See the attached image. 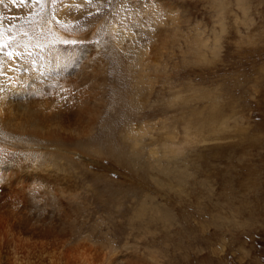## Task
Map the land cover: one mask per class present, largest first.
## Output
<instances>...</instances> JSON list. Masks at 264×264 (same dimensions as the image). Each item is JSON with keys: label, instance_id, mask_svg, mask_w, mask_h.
<instances>
[{"label": "rangeland", "instance_id": "rangeland-1", "mask_svg": "<svg viewBox=\"0 0 264 264\" xmlns=\"http://www.w3.org/2000/svg\"><path fill=\"white\" fill-rule=\"evenodd\" d=\"M0 19L13 230L93 264H264V0H2Z\"/></svg>", "mask_w": 264, "mask_h": 264}, {"label": "bare ground", "instance_id": "bare-ground-1", "mask_svg": "<svg viewBox=\"0 0 264 264\" xmlns=\"http://www.w3.org/2000/svg\"><path fill=\"white\" fill-rule=\"evenodd\" d=\"M9 74H11V73H9ZM0 85H1V82H0ZM0 92H2V90ZM5 92H6V90H5ZM0 96H1V94H0ZM2 104H3V102H2ZM0 164H1V162H0ZM9 174H11V173H8L6 175L0 174V178H1L0 184H2V182L7 183V181L5 182V180H9L8 179ZM12 187H11V189H12ZM7 188H10V187L5 186V188H2L1 193L3 192V190H7ZM4 197H5L4 195L0 194V210L7 211L8 209H10V205L4 201ZM10 199H12V198H10ZM5 211L4 212L0 211V240H1L3 245L9 244V246L7 247L8 248L7 252L9 253L8 257L12 259L11 260L12 264L22 262V261L24 263H26V261L29 259V257H24V256L22 257L19 254L20 250H22V248L24 246H26L28 251L31 252L30 258H33L35 260L32 264H36V262H39L40 260H43V261L48 260L47 261L48 264H60V262H62V264H67L66 261H72L73 262V260H76L77 264H93V262H95L99 259L98 255H96L95 253H92L93 248L88 243L82 244L80 242L79 243L76 242L73 244H65L64 242L58 241V240L51 242L48 238H50V236L53 234L48 233V231L45 232V234L42 233V230L44 229V227H42V225L41 226L36 225V224H34L35 226L33 225V227L36 230V232H33L34 234L31 233L32 231L31 232L29 231L27 233H21L22 231L21 232L19 231V228L17 225H16V227L18 229L13 230V226H15V223L12 222L13 215L11 216V214H9L8 212H5ZM19 214H21V212H19ZM19 220H21V219H19ZM14 222H16V221H14ZM31 228H32V226H31ZM24 232H26V231H24ZM47 233H48V235H47ZM0 245H1V243H0ZM69 246H70V248H74V251H70L68 249ZM1 247H3V246H1ZM0 250H1V248H0ZM33 253H34V255H32ZM68 255L71 256V258L69 257V260L66 259V257ZM101 261H104L103 257L100 258L99 262H101Z\"/></svg>", "mask_w": 264, "mask_h": 264}, {"label": "snow or ice", "instance_id": "snow-or-ice-1", "mask_svg": "<svg viewBox=\"0 0 264 264\" xmlns=\"http://www.w3.org/2000/svg\"><path fill=\"white\" fill-rule=\"evenodd\" d=\"M0 2H2V0H0ZM13 2L14 3H16V2H25V0H13ZM2 27H3V21H2V19H0V28H2ZM9 27H11V25H9ZM8 55L11 56L12 54L9 53Z\"/></svg>", "mask_w": 264, "mask_h": 264}]
</instances>
